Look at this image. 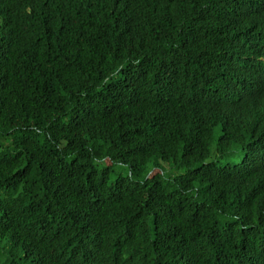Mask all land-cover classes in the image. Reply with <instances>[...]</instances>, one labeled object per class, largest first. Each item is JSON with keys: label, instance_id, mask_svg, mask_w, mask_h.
Returning a JSON list of instances; mask_svg holds the SVG:
<instances>
[{"label": "trees", "instance_id": "trees-1", "mask_svg": "<svg viewBox=\"0 0 264 264\" xmlns=\"http://www.w3.org/2000/svg\"><path fill=\"white\" fill-rule=\"evenodd\" d=\"M0 264H264V0H0Z\"/></svg>", "mask_w": 264, "mask_h": 264}]
</instances>
